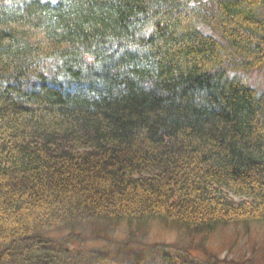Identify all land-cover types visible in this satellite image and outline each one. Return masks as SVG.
Returning <instances> with one entry per match:
<instances>
[{
  "label": "trees",
  "instance_id": "trees-1",
  "mask_svg": "<svg viewBox=\"0 0 264 264\" xmlns=\"http://www.w3.org/2000/svg\"><path fill=\"white\" fill-rule=\"evenodd\" d=\"M259 69L264 0H0V264H211L82 232L264 221Z\"/></svg>",
  "mask_w": 264,
  "mask_h": 264
},
{
  "label": "rangeland",
  "instance_id": "rangeland-1",
  "mask_svg": "<svg viewBox=\"0 0 264 264\" xmlns=\"http://www.w3.org/2000/svg\"><path fill=\"white\" fill-rule=\"evenodd\" d=\"M245 76L251 86L258 91L262 89L264 70H255ZM70 232V229H59L46 235L62 238ZM182 233L177 224L153 221L132 231V235L119 226L110 231L85 227L82 236L86 238L84 246L89 247L135 250L155 242L177 243L189 246L196 258L211 264H264V221L220 225L208 233L195 235ZM70 244L76 245V242Z\"/></svg>",
  "mask_w": 264,
  "mask_h": 264
}]
</instances>
